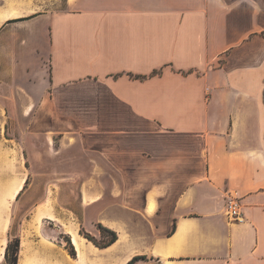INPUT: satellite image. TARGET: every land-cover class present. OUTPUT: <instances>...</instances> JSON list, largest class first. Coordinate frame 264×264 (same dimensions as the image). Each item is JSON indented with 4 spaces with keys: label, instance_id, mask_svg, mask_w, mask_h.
<instances>
[{
    "label": "crops",
    "instance_id": "1",
    "mask_svg": "<svg viewBox=\"0 0 264 264\" xmlns=\"http://www.w3.org/2000/svg\"><path fill=\"white\" fill-rule=\"evenodd\" d=\"M0 86L83 154L84 230L117 234L20 237L17 264H264V0H0Z\"/></svg>",
    "mask_w": 264,
    "mask_h": 264
},
{
    "label": "rangeland",
    "instance_id": "2",
    "mask_svg": "<svg viewBox=\"0 0 264 264\" xmlns=\"http://www.w3.org/2000/svg\"><path fill=\"white\" fill-rule=\"evenodd\" d=\"M16 89L0 86V164H20V175L25 176L26 181L16 200L10 203L4 201L11 178L1 185L0 221L6 223L3 236L7 243L22 237L23 249L25 244L37 240L38 246L57 249L60 244L67 250L71 242L64 225L73 226L78 233L86 232L75 211L80 208L79 186L88 166L78 149L71 150L58 137L38 134L35 127L29 128L32 115L26 114L27 108L23 109L25 103L11 100L18 93ZM28 104L33 107V103ZM40 210L51 211L54 219L37 221ZM92 236L102 240L99 229L97 236ZM38 261L40 264H61L62 260L57 255L51 257L44 253L38 255ZM0 264H7L4 253Z\"/></svg>",
    "mask_w": 264,
    "mask_h": 264
},
{
    "label": "trees",
    "instance_id": "3",
    "mask_svg": "<svg viewBox=\"0 0 264 264\" xmlns=\"http://www.w3.org/2000/svg\"><path fill=\"white\" fill-rule=\"evenodd\" d=\"M174 228H175V224H173L172 231L174 230ZM98 229L100 230V233L102 236L101 241L96 240L89 233L82 232V231H79V233L80 235H83V237L90 240L95 246L99 248H106L117 240V234L115 231L108 229L106 227H103L102 225H98ZM19 250H20V238L19 237H15L13 242L7 243L5 247V252H4V259L7 264H17ZM67 250L72 257L76 256V251L71 243H70L69 248H67ZM139 260H146V256L145 255H135L131 257L126 262V264H134L136 261H139Z\"/></svg>",
    "mask_w": 264,
    "mask_h": 264
},
{
    "label": "bare ground",
    "instance_id": "4",
    "mask_svg": "<svg viewBox=\"0 0 264 264\" xmlns=\"http://www.w3.org/2000/svg\"><path fill=\"white\" fill-rule=\"evenodd\" d=\"M20 170H21V167H20V164H18V163H16V164L2 163L1 164L0 182L5 177L6 178L10 177V176L12 177V181L10 184H8V187H7V190L5 193L6 201H4V203H10L12 201H15L17 198V195L23 189L26 178H24V176L20 175L21 174ZM1 189L2 188H0V190ZM5 228H6V223L3 224L0 221V260L3 257L4 249H5V246L7 243L6 239L3 236ZM69 233L71 235L72 243L76 246L77 249H79V242H78L77 233L73 232V231H70ZM89 244L92 245V243H89ZM119 264H124V260L120 261Z\"/></svg>",
    "mask_w": 264,
    "mask_h": 264
},
{
    "label": "built area",
    "instance_id": "5",
    "mask_svg": "<svg viewBox=\"0 0 264 264\" xmlns=\"http://www.w3.org/2000/svg\"><path fill=\"white\" fill-rule=\"evenodd\" d=\"M226 214L229 219L241 221L243 219L241 199L234 195L229 198L226 205Z\"/></svg>",
    "mask_w": 264,
    "mask_h": 264
}]
</instances>
